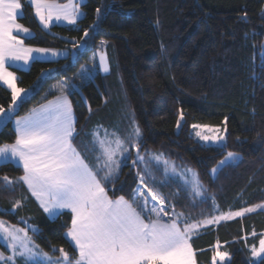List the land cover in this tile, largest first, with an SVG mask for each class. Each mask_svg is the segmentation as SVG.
Wrapping results in <instances>:
<instances>
[{"label": "trees", "instance_id": "16d2710c", "mask_svg": "<svg viewBox=\"0 0 264 264\" xmlns=\"http://www.w3.org/2000/svg\"><path fill=\"white\" fill-rule=\"evenodd\" d=\"M21 3L19 21L33 31L26 44L66 48L76 57L34 60L28 69H17L18 86L32 92L15 109L12 92L0 84V108L9 111L11 105L0 122V145L15 142V117L58 96L63 85L76 115L73 141L92 164L85 150L89 131L118 120L124 137L126 121L135 120L142 133L140 153L160 152L192 167L204 186L200 200L178 180L156 187L177 212L192 221L208 218L212 197L225 211L264 203V0H85L76 24L49 29L26 0ZM85 29L89 35L81 40ZM99 50L106 54L107 74L100 71ZM194 123L224 125V145L197 140L190 134ZM228 152L239 159L213 174ZM130 153L122 158L118 179L107 185L111 198L130 199L137 187L142 168L139 162L133 166L134 149ZM154 169L159 185L164 176ZM22 174L13 162L0 163V178L16 181ZM0 217L25 227L47 253L60 256L63 247L76 258L66 237L71 213L49 218L22 181L11 188L0 181ZM262 231L264 209L204 229L191 239L198 264L211 263L217 242L230 255L223 264H261L264 257L250 260L247 246L255 240L248 237L251 232ZM0 248H5L1 241Z\"/></svg>", "mask_w": 264, "mask_h": 264}, {"label": "snow or ice", "instance_id": "6c2138e0", "mask_svg": "<svg viewBox=\"0 0 264 264\" xmlns=\"http://www.w3.org/2000/svg\"><path fill=\"white\" fill-rule=\"evenodd\" d=\"M29 2L45 29H49L54 19L73 25L77 23L79 5L73 0H68L66 4H58L56 0ZM22 7L21 0H0V82L11 89L13 103L25 90L16 86V76L8 71V66L14 61H23L27 65L39 56L58 54L56 49L27 47L24 41L18 38L21 33L25 36L31 35L28 27L17 22ZM96 11L99 14L101 10L98 8ZM88 35L89 31L85 29L81 40ZM104 43L106 42H101ZM100 67L104 72L109 71L103 54L100 57ZM69 95L71 93H66L61 85L60 94L54 100L33 109L28 116L17 119L15 143L0 146V159L8 162L10 154L11 159L18 160L22 165L23 175L16 181L10 180L8 176L0 178V181L5 188H11L14 183L22 181L51 218L61 215L60 210H70L71 222L66 237L74 245L78 256L73 259L61 247L60 257L53 260L47 252L36 251L39 245L33 242L25 229L6 226L4 221H0V235H3L8 248L12 250V255L6 258L5 264L8 261L15 264L17 256L25 258L26 264L29 259L35 260L36 257L43 258L36 261V264H196L191 239L198 234L202 225L216 224L221 220L256 211L255 207L241 208L239 211L217 216L214 213L219 211V208L215 204V197H212L213 214L210 218L189 222V217L177 212L175 205L169 202L167 197L154 190L166 184L165 179L157 185L153 172V168L158 170L162 154H149L148 159L141 155L139 148L142 133L134 120L127 142L115 132L109 134L105 130L103 138L93 133L91 149L85 145L86 151L96 153V163L90 166L73 144L76 128ZM3 112L4 109L0 108V113ZM177 124L179 126L180 121ZM196 135L203 141L214 143L226 138L224 135H201L200 132ZM130 149H136L133 166L138 167L139 162L144 168L136 173L137 187L132 190L130 199H125L123 195L112 199L106 190L107 185L114 184L118 179L122 167L120 158L127 159L131 154ZM152 160L156 161V165L151 164ZM233 160L234 154L229 152L219 165L222 167ZM163 164L165 173L171 171L176 174V168L169 161L165 160ZM218 170L213 168L212 173L215 174ZM186 171L191 173V180L184 173L179 175L186 185L191 186L189 194L194 192L196 197L204 196L197 175L192 173L191 169ZM19 203L20 201H17L13 207ZM196 204L197 201L194 200L192 206L195 207ZM257 207L264 208V205ZM167 208L172 211L169 213ZM220 247L217 242L212 264H216L217 258L221 264L228 259V253L220 251ZM251 254L253 257L264 254V238L259 240L258 248L252 247ZM0 260H5L2 252ZM261 264H264V261Z\"/></svg>", "mask_w": 264, "mask_h": 264}, {"label": "rangeland", "instance_id": "374dc122", "mask_svg": "<svg viewBox=\"0 0 264 264\" xmlns=\"http://www.w3.org/2000/svg\"><path fill=\"white\" fill-rule=\"evenodd\" d=\"M75 51V50H74ZM101 54H103L104 55V57H105V59H106V62H107V66H108V69H109V64H108V60H107V58H106V54H105V52L102 50H99L98 51V60H99V62H98V64L100 63V57H101ZM75 53H73L72 54V59H75ZM99 67H100V64H99ZM100 70H102V69H100ZM109 72V71H108ZM108 72H104L103 70H102V73L103 74H107ZM118 79H120V78H118ZM29 97V96H28ZM132 121L133 120H127L126 121V131H125V134H126V136H124V137H122L121 136V132L119 131V127L121 126L120 125V123H119V121L118 120H116L114 123H112V124H109L108 126H106V125H96V126H94L90 131H89V135H90V148L89 149H91V142L93 141V133L95 132L100 138H103L104 136H105V130H107V132L109 133V134H111V133H113V132H115V133H117L122 139H124L126 142L127 141H129V133L131 132V130H132ZM135 121V120H134ZM180 122H181V119H180ZM135 123H136V121H135ZM137 124V123H136ZM193 125H200L201 127H199V128H194L193 127ZM192 126H191V129H190V134L192 135V136H194L197 140H199V141H201V142H204V143H207V144H212V145H216V146H222V145H224V143H225V140L224 141H221V142H217V143H214V142H212V141H203V140H201L197 135H196V133L197 132H200L201 133V135H209V136H212V135H224L225 136V126L224 125H214V124H206V123H194ZM179 126H180V124H179ZM179 126H178V124H177V128H179ZM209 129H218L219 131H209ZM97 149L99 150V145L97 144ZM88 152V155L90 156V158H91V160L93 161V163L95 164L96 163V159H95V157H96V153L95 152H93V151H91V150H88L87 151ZM135 153H136V149H134V156H135ZM229 153V152H228ZM227 153V154H228ZM231 153H233L234 154V160L233 161H229V162H234V161H236V160H238L239 159V157H240V154H238V153H236V152H231ZM149 154H155V155H159V154H162V153H160V152H156V151H149V152H144V153H141V155H144L145 157H146V159H148L149 158ZM226 154V155H227ZM225 155V156H226ZM224 156V157H225ZM224 157L221 159V160H223L224 159ZM135 158V157H134ZM120 159H122V158H120ZM165 160H167V161H169L170 162V164L172 165V166H174L175 168H176V170H177V172H176V174H173L171 171H169L168 173H165L164 172V164H163V161H165ZM220 160V161H221ZM151 164L152 165H156V161L155 160H152L151 161ZM141 165V168H142V170H143V168H144V165L143 164H140ZM161 167V169H158V170H156V168L154 169L155 171H158L159 173H161L163 176H164V180L166 179V180H178L179 182H181L182 184H184V186L185 187H187V189H189V192H190V190H191V186L190 185H186L185 183H184V180L180 177V173H184L185 174V176L189 179V180H191V178H192V176H191V173H188L186 170H188V169H191L192 170V173H195L196 175H197V177H198V174H197V171L195 170V169H193L192 167H189V166H186V165H183V164H180V163H178V162H176V161H174V160H171V159H169V158H167V157H165L163 154H162V156H161V161H160V163H159V165L157 166V167ZM218 167H220V165H219V163L217 164V166H216V168H218ZM154 172V171H153ZM155 174V173H154ZM155 177H156V174H155ZM198 179H199V177H198ZM199 181H200V179H199ZM200 185H201V188H202V190L204 191V186H203V184H202V182L200 181ZM205 193V192H204ZM191 197L193 198V199H196V200H200V199H203L204 197H205V195L204 196H201V197H196L195 196V193L193 192L192 194H191ZM215 204H216V206H218V208H219V211H217V212H215L214 214L215 215H217V216H219V215H221V214H224V213H228V212H235V211H239V210H222L221 208H220V206H219V204L217 203V202H215ZM257 205H264V203H258V204H255V205H251V206H248V207H245V208H249V207H255L256 208V211H258V210H261V209H264V208H261V207H257ZM246 214V213H245ZM185 215V214H184ZM186 216V215H185ZM208 218H210V217H208ZM235 218V217H234ZM206 219V218H205ZM233 219V218H232ZM204 220V219H203ZM203 220H199V221H203ZM230 220V219H229ZM0 221H4L5 222V224H6V226H15V227H17V228H22V229H25L26 231H27V229L25 228V227H23V226H21V225H19V224H17V223H12V222H10V221H8V220H6V219H4V218H1L0 217ZM222 221H226V220H221L220 222H222ZM196 222V221H195ZM220 222H218V223H216V224H207V225H202L201 226V228L198 230V232L200 233L201 231H203L204 229H206V228H208V227H211V226H216L217 224H219ZM28 232V231H27ZM28 235L29 236H31V234L28 232ZM32 237V236H31ZM248 237H250L251 239H252V241H253V239H255L253 242H251L250 244L248 243V249H249V252H250V256H249V258H250V260H252V261H257V260H259L261 257H264V254H262L260 257H253L252 256V254H251V249H252V247L253 246H256L257 248L259 247V240L261 239V238H264V231H262V232H259V233H257V232H251V234L248 236ZM32 240H33V242L36 244V245H39V244H37L36 242H35V240L32 238ZM0 241H1V243L5 246V248H0V252H2L3 254H4V257H5V260H0V264H5V261H6V258L8 257V256H11L12 255V250L10 249V248H8V246H7V242L5 241V239L3 238V235H0ZM220 244V251H224V252H227L228 253V249H227V247L225 246V244H223V243H219ZM43 251V252H46L40 245H39V248L38 249H36V251ZM216 250V246H215V248H214V251ZM49 254V253H48ZM49 256L50 257H52V259L53 260H55V259H57V258H59L60 256H53V255H51V254H49ZM230 258V255H229V253H228V259ZM43 258L42 257H36L35 258V260H33V259H29L28 261H27V264H36V261H41ZM228 259H226V260H228ZM225 260V261H226ZM224 261V262H225ZM7 264H12V262L11 261H8L7 262ZM15 264H26V262H25V258H23V257H20V256H17V257H15ZM210 264H212V260H211V263ZM216 264H221V262L219 261V258H217V262H216Z\"/></svg>", "mask_w": 264, "mask_h": 264}, {"label": "crops", "instance_id": "0c3cea01", "mask_svg": "<svg viewBox=\"0 0 264 264\" xmlns=\"http://www.w3.org/2000/svg\"><path fill=\"white\" fill-rule=\"evenodd\" d=\"M29 4H30V2H29V0H26ZM85 0H73V2L74 3H77L78 5H79V12H80V14H79V16H78V18H77V21L83 16V10H82V8H81V5H82V3L84 2ZM56 3H58V4H66V3H68V0H64V1H57L56 0ZM33 8V7H32ZM33 11H34V15H35V10H34V8H33ZM23 14V7H22V9H21V11H20V15L18 16V18H17V22L18 23H21V24H23L22 22H20L19 21V17L21 16ZM36 17V16H35ZM36 19L38 20V22H39V19L36 17ZM39 24H40V22H39ZM55 24H59V25H71V24H69V23H67V21H64V20H61V21H56L55 19L53 20V22L50 24V26H49V28L50 27H52L53 25H55ZM24 25V24H23ZM41 25V24H40ZM25 27H28V26H26V25H24ZM42 26V25H41ZM43 27V26H42ZM29 28V27H28ZM30 29V28H29ZM30 32H31V35L30 36H32L33 35V31L30 29ZM14 35H16V33L14 32L13 33ZM30 36H25L24 34H19V36H18V38L19 39H22L23 41H24V39L26 38V37H30ZM24 44H25V46H27V47H33V48H50V49H56L57 50V55H55V56H53L51 53H48V54H45V55H43V56H39V54H34V55H37V56H39V58L38 59H36V60H57V59H62V58H66V57H71L72 56V53L68 50V49H66V48H53V47H42V46H35V45H29V44H26L25 43V41H24ZM34 60H32V61H30L27 65L26 64H24V62L23 61H14L13 63H12V65L11 66H8V71H11V72H13L14 74H15V76H16V81H15V83H16V86L18 87V88H20L19 86H18V84H17V78H18V75H17V73H16V70L18 69H21V70H26V69H28L29 68V66L31 65V63L33 62ZM98 62H99V60H98ZM100 64V63H99ZM100 69H101V67H99ZM101 72H102V70H100ZM0 84L2 85V86H4V87H6L8 90H10L11 91V89L10 88H8L7 87V85H5V84H3V82H0ZM20 89H24L25 91H23L21 94H20V96L17 98V100H16V102L14 103V109L17 107V105H18V103L21 101V100H23V99H25V98H27L30 94H31V92H32V88H20ZM56 97H53V98H51V99H49V100H47V101H45L44 103H41V104H39L38 106H36V107H34L33 109H38L41 105H45V104H47V102L48 101H50V100H54ZM68 99L70 100V98L68 97ZM71 101V100H70ZM72 108H73V106H72ZM32 109V110H33ZM32 110H30L29 112H27L26 114H23V115H21V116H18V117H15L14 119H13V125H14V128H15V130H16V121H17V119H19L20 117H25V116H28L31 112H32ZM8 115H9V111H4L3 113H0V122H3L7 117H8ZM73 115H74V118H75V122H76V115H75V112H74V109H73ZM16 133H17V131H16ZM15 143V142H14ZM14 143H11V144H14ZM6 144H8V143H6ZM73 144H74V146L75 147H77V150L78 151H80L81 152V154H82V156L85 158V160H86V162L90 165V166H94V164H92V162H90L88 159H86V157L84 156V154L82 153V151L80 150V148L74 143V141H73ZM3 145H5V144H2V145H0V146H3ZM9 161L10 162H13L14 164H16V165H18V166H20V167H22V165L19 163V161L18 160H13V159H11V157H10V154H9ZM1 162H5L3 159H0V163ZM23 168V167H22ZM23 175V174H22ZM25 185V184H24ZM26 186V188H27V185H25ZM28 189V188H27ZM29 191V190H28ZM30 192V191H29ZM30 194H31V192H30ZM32 195V194H31ZM33 198L37 201V203L39 204V201L33 196ZM111 198V197H110ZM112 199H115V198H112ZM39 206H40V204H39ZM61 212H63V211H68V212H70V210H67V209H64V210H60ZM71 213V212H70ZM48 217H49V215L47 214V213H45ZM49 218H51V217H49ZM189 222H195V221H192V220H189ZM67 232V231H66ZM199 233V232H198ZM191 244H192V242H191ZM74 246V245H73ZM192 247H193V245H192ZM193 252H194V259H195V261H196V264H198V260H197V257H196V252H195V250H194V248H193ZM77 256H78V253H77ZM75 259V258H74Z\"/></svg>", "mask_w": 264, "mask_h": 264}]
</instances>
